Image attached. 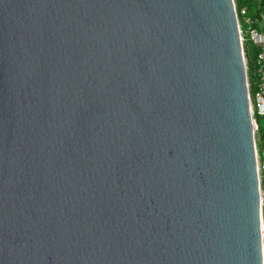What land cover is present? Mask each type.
<instances>
[{
	"label": "water",
	"instance_id": "95a60500",
	"mask_svg": "<svg viewBox=\"0 0 264 264\" xmlns=\"http://www.w3.org/2000/svg\"><path fill=\"white\" fill-rule=\"evenodd\" d=\"M0 264H264L235 0H0Z\"/></svg>",
	"mask_w": 264,
	"mask_h": 264
},
{
	"label": "built area",
	"instance_id": "2783aa9c",
	"mask_svg": "<svg viewBox=\"0 0 264 264\" xmlns=\"http://www.w3.org/2000/svg\"><path fill=\"white\" fill-rule=\"evenodd\" d=\"M237 14L238 19L240 15L243 16V25L239 19L243 45L245 42H251L258 47L256 80L252 91L251 83L249 81V97L255 135L257 170L260 183L261 231L264 254V8L259 20L247 16V8L242 9L240 14L237 10Z\"/></svg>",
	"mask_w": 264,
	"mask_h": 264
},
{
	"label": "trees",
	"instance_id": "16d2710c",
	"mask_svg": "<svg viewBox=\"0 0 264 264\" xmlns=\"http://www.w3.org/2000/svg\"><path fill=\"white\" fill-rule=\"evenodd\" d=\"M237 10L240 11L247 8V16L252 17L255 20H259L261 12L264 8V0H235ZM240 22L243 25V16H239ZM245 55L247 59L248 77L251 83V91L254 88V82L256 80V69H257V53L258 47L251 42H245L244 44Z\"/></svg>",
	"mask_w": 264,
	"mask_h": 264
},
{
	"label": "rangeland",
	"instance_id": "374dc122",
	"mask_svg": "<svg viewBox=\"0 0 264 264\" xmlns=\"http://www.w3.org/2000/svg\"><path fill=\"white\" fill-rule=\"evenodd\" d=\"M236 2V1H235Z\"/></svg>",
	"mask_w": 264,
	"mask_h": 264
}]
</instances>
